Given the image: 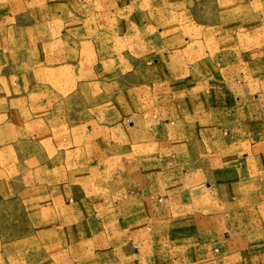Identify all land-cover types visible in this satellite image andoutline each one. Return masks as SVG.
Wrapping results in <instances>:
<instances>
[{"label": "crops", "instance_id": "crops-1", "mask_svg": "<svg viewBox=\"0 0 264 264\" xmlns=\"http://www.w3.org/2000/svg\"><path fill=\"white\" fill-rule=\"evenodd\" d=\"M0 264H264V0H0Z\"/></svg>", "mask_w": 264, "mask_h": 264}, {"label": "rangeland", "instance_id": "rangeland-1", "mask_svg": "<svg viewBox=\"0 0 264 264\" xmlns=\"http://www.w3.org/2000/svg\"><path fill=\"white\" fill-rule=\"evenodd\" d=\"M82 46H84V47H82ZM77 47H79L78 49H80L79 53H77V51H78ZM87 47H88L87 45H78V44L74 45V44H70L69 42L63 40V41H60V42H58L56 44L40 46V48L37 49V50H39L41 52V54L46 53V57L48 58L47 59V63H49V64H52V63L55 64V63H57L59 61H61L63 63L70 62V61H74L75 62L74 59L71 60V56L72 55H74V57H76V58L80 57L82 60L84 58V62L86 64H91V60H92V58L95 57V55L93 53L90 54V52L88 53L87 52ZM59 48L63 49V52H61L62 54H57V56L61 55V56H63V58L61 60H58V61L54 62V61H52V59L49 58V56H54V55L56 56V50L59 49ZM70 48H72L73 50L70 49ZM41 54H40V56H41ZM83 65L84 64L80 62V65H79L80 73L82 72ZM58 77L60 78V77H62V75H60V74L59 75H54V80H52V82L57 81V79H59ZM69 77H71V76H69ZM79 92H81V93L85 92L86 93V90L82 89L81 86H80Z\"/></svg>", "mask_w": 264, "mask_h": 264}]
</instances>
